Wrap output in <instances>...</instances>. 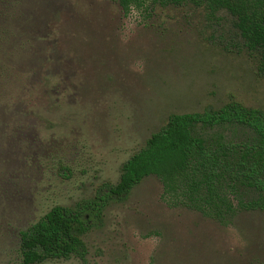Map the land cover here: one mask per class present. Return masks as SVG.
Instances as JSON below:
<instances>
[{"label": "rangeland", "instance_id": "rangeland-1", "mask_svg": "<svg viewBox=\"0 0 264 264\" xmlns=\"http://www.w3.org/2000/svg\"><path fill=\"white\" fill-rule=\"evenodd\" d=\"M27 51L0 97V264L55 205L91 199L170 113L228 102L264 112V76L224 11L116 0H23ZM150 175L83 236V256L42 264H264V208L226 223L170 207Z\"/></svg>", "mask_w": 264, "mask_h": 264}, {"label": "trees", "instance_id": "trees-1", "mask_svg": "<svg viewBox=\"0 0 264 264\" xmlns=\"http://www.w3.org/2000/svg\"><path fill=\"white\" fill-rule=\"evenodd\" d=\"M23 0H0V97L16 82V57L28 50L16 30ZM124 13L145 2L190 4L230 15L236 35L264 76V0H116ZM0 102V106H1ZM154 175L162 199L226 223L240 210L264 208V112L239 102L219 108L170 113L143 147L121 165L115 183H104L74 206L55 205L20 230L19 264L83 256L84 234L101 222L105 208L126 199L132 188Z\"/></svg>", "mask_w": 264, "mask_h": 264}]
</instances>
